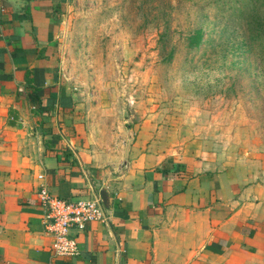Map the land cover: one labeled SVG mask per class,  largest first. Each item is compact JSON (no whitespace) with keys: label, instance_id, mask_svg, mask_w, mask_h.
Segmentation results:
<instances>
[{"label":"crops","instance_id":"crops-1","mask_svg":"<svg viewBox=\"0 0 264 264\" xmlns=\"http://www.w3.org/2000/svg\"><path fill=\"white\" fill-rule=\"evenodd\" d=\"M71 5L0 0V264H264V185L173 147L150 116L128 125L67 72ZM40 185L104 197L76 257L53 256Z\"/></svg>","mask_w":264,"mask_h":264},{"label":"rangeland","instance_id":"rangeland-1","mask_svg":"<svg viewBox=\"0 0 264 264\" xmlns=\"http://www.w3.org/2000/svg\"><path fill=\"white\" fill-rule=\"evenodd\" d=\"M71 6L67 72L128 125L150 116L173 147L194 143L219 170L264 185V0Z\"/></svg>","mask_w":264,"mask_h":264},{"label":"built area","instance_id":"built-area-1","mask_svg":"<svg viewBox=\"0 0 264 264\" xmlns=\"http://www.w3.org/2000/svg\"><path fill=\"white\" fill-rule=\"evenodd\" d=\"M38 180L43 176L38 175ZM37 201L43 210L44 232L51 237L50 250L53 256L73 258L78 255L77 233L83 232L92 222L106 221L98 195L91 198L69 201L50 195L44 185L37 191Z\"/></svg>","mask_w":264,"mask_h":264},{"label":"trees","instance_id":"trees-1","mask_svg":"<svg viewBox=\"0 0 264 264\" xmlns=\"http://www.w3.org/2000/svg\"><path fill=\"white\" fill-rule=\"evenodd\" d=\"M200 42V31H195L190 39V46H196Z\"/></svg>","mask_w":264,"mask_h":264},{"label":"water","instance_id":"water-1","mask_svg":"<svg viewBox=\"0 0 264 264\" xmlns=\"http://www.w3.org/2000/svg\"><path fill=\"white\" fill-rule=\"evenodd\" d=\"M100 198H101L102 204H104L105 203V200H104V197H103L102 194H100Z\"/></svg>","mask_w":264,"mask_h":264}]
</instances>
